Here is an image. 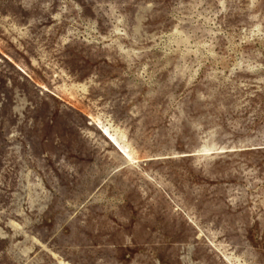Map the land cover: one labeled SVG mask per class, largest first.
Returning <instances> with one entry per match:
<instances>
[{"label":"rangeland","instance_id":"1","mask_svg":"<svg viewBox=\"0 0 264 264\" xmlns=\"http://www.w3.org/2000/svg\"><path fill=\"white\" fill-rule=\"evenodd\" d=\"M52 253L264 264V0H0V264Z\"/></svg>","mask_w":264,"mask_h":264},{"label":"bare ground","instance_id":"2","mask_svg":"<svg viewBox=\"0 0 264 264\" xmlns=\"http://www.w3.org/2000/svg\"><path fill=\"white\" fill-rule=\"evenodd\" d=\"M85 90L86 88H82ZM98 120V119H97ZM108 121V120H107ZM100 127L104 133V135L109 139L110 144L113 145V147L116 148L117 152L126 159L127 163L136 165L140 162L137 158V153L135 150L132 149L131 145L127 142V137L121 130V128H116L113 124L110 125H104L101 120H99ZM108 124V123H107ZM204 152H209L210 150L204 149ZM12 225L18 229L20 232L23 229L20 224H17L16 222H12ZM37 244L41 245L43 248H47L43 243H41L37 238H34ZM48 250V249H47ZM53 257H55L59 264H70L61 258L58 257L57 254L52 253Z\"/></svg>","mask_w":264,"mask_h":264}]
</instances>
